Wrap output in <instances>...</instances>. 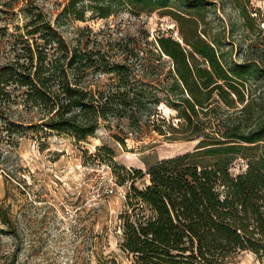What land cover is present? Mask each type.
<instances>
[{
	"label": "trees",
	"instance_id": "16d2710c",
	"mask_svg": "<svg viewBox=\"0 0 264 264\" xmlns=\"http://www.w3.org/2000/svg\"><path fill=\"white\" fill-rule=\"evenodd\" d=\"M216 1L70 0L52 21L25 0L24 24L0 28V105L19 113L3 117L8 143L26 130L87 141L101 127L124 147L145 128L197 142L145 172L112 162L117 179L131 181L119 218L121 246L134 264H234L242 251L264 257V43L238 60L226 24L208 15ZM88 9L101 18L169 16L177 35H151L143 21L135 32L79 27L68 41L60 20L85 21ZM251 12L241 6L246 23ZM24 111L40 120L25 121ZM143 177L144 187L135 186ZM0 216L10 226L5 204Z\"/></svg>",
	"mask_w": 264,
	"mask_h": 264
},
{
	"label": "rangeland",
	"instance_id": "374dc122",
	"mask_svg": "<svg viewBox=\"0 0 264 264\" xmlns=\"http://www.w3.org/2000/svg\"><path fill=\"white\" fill-rule=\"evenodd\" d=\"M28 1L39 4L55 21L70 0ZM216 2L208 15L219 24H226V35L234 39L237 59L244 60L247 51L257 52L264 43V31L260 33L255 27L260 23L264 30V0ZM24 5L25 0H0V28L15 29L16 24H24ZM241 6L252 11L255 19L246 23ZM85 16V21L60 20L59 29L68 41L74 39L79 27L99 31L111 26L135 32L143 21L151 35L160 29L173 30L177 35L174 21L158 13L139 18L119 11L101 18L88 9ZM0 60H3L1 53ZM161 107L165 115H175L169 107ZM22 114L25 121L40 120V115L34 112ZM5 116L17 118L19 113L6 107L1 109L0 105V206L5 204L10 220V226H5L0 216V228L8 230L0 232V264H110L112 259L119 264H134L133 255L121 246L119 218L126 209L125 195L131 181L121 183L113 172L112 162L145 172L160 159L193 150L197 142L164 140L145 128L144 136L132 135L124 147L111 135L112 131L101 127L87 141L78 142L57 132L39 139L36 131L26 130L13 134L8 143L2 125ZM103 146L114 155H108L101 149ZM241 162L238 159L234 172L239 171ZM147 181L148 177L139 178L135 186L142 188ZM234 264H264V257L242 251L235 256Z\"/></svg>",
	"mask_w": 264,
	"mask_h": 264
}]
</instances>
